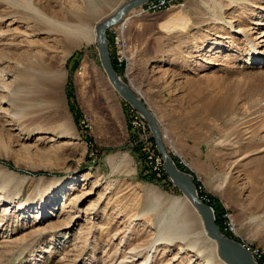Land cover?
Masks as SVG:
<instances>
[{"label":"rangeland","instance_id":"1","mask_svg":"<svg viewBox=\"0 0 264 264\" xmlns=\"http://www.w3.org/2000/svg\"><path fill=\"white\" fill-rule=\"evenodd\" d=\"M124 1L0 0V164L10 176L0 184V264H141L149 250L147 264L221 259L164 176L147 121L101 66L95 27ZM134 8L131 74L121 77L219 228L264 264V0ZM171 15L183 22L168 27ZM81 22L93 34L72 45ZM57 69L63 79L36 76ZM175 200L191 223L185 239L174 231L183 214L167 209Z\"/></svg>","mask_w":264,"mask_h":264},{"label":"water","instance_id":"2","mask_svg":"<svg viewBox=\"0 0 264 264\" xmlns=\"http://www.w3.org/2000/svg\"><path fill=\"white\" fill-rule=\"evenodd\" d=\"M146 0H125L115 11L96 27V42L100 63L107 78L114 86L118 94L129 102L141 114L148 123L151 134L154 138L155 146L162 157V168L168 175L172 184L177 187L194 207L198 210L207 235L217 244V254L226 264H258L251 251L237 240L231 239L222 232L216 223V216L213 207L203 202L197 192L193 176L176 165L172 156L168 152L163 141V135L154 113L148 103L137 93V91L125 81L115 69L107 39V29L109 26L122 19L124 14L143 3Z\"/></svg>","mask_w":264,"mask_h":264},{"label":"bare ground","instance_id":"3","mask_svg":"<svg viewBox=\"0 0 264 264\" xmlns=\"http://www.w3.org/2000/svg\"><path fill=\"white\" fill-rule=\"evenodd\" d=\"M148 0H146V1H144L143 3H141V4H139V5H137V6H135V8L136 9H138V8H140L142 5H144L146 2H147ZM174 6H178V5H174ZM181 7V6H180ZM132 9H130V10H128L125 14H124V16L122 17V19L121 20H123V18L125 19V20H127V15L130 13V11H131ZM138 10H140V9H138ZM142 11H139V12H137V13H141ZM142 14V13H141ZM101 22V21H100ZM100 22H98L97 23V25L100 23ZM119 22V21H118ZM117 22V23H118ZM165 23L167 22L168 23V27H173L174 28V26L176 27L179 23H181V22H183L182 21V17H180L179 15H171L170 17H168L167 19H165V21H164ZM117 23H115V24H117ZM114 24V25H115ZM97 25H96V27H97ZM182 25V24H181ZM79 26H86V27H82V28H80ZM73 27V30L75 29L76 30V32H77V34H78V37L75 39H72V45H74V44H76L78 41L77 40H85V41H90V38H91V35L93 34V29L92 28H89V26L85 23V22H81L80 24H75V25H73L72 26ZM96 27H95V41H96ZM110 27H112V26H109L108 28H110ZM78 30V31H77ZM124 35H126V33H124ZM107 39H109V37H108V34H107ZM96 44H97V42H96ZM98 49V48H97ZM253 50H255L254 48H252ZM109 52H110V49H109ZM99 55V54H98ZM102 66V65H101ZM103 68V67H102ZM40 69H42V68H40ZM47 71V70H46ZM105 72V71H104ZM45 73V72H44ZM106 74V73H105ZM120 74V73H119ZM131 74V73H130ZM130 74L128 75V77L130 76ZM33 76H35L34 74H32ZM66 75V73H65V71L64 70H60V69H57V70H54L52 73H47V74H41V75H39V74H36V76L39 78V79H42V83H44V82H47L48 81V78L50 77V76H52V77H58L59 79H63V77ZM121 76V75H120ZM32 77V76H31ZM106 77H107V75H106ZM34 80V79H33ZM57 80V79H56ZM109 80V79H108ZM110 82V81H109ZM111 83V82H110ZM48 85V84H47ZM111 85H112V83H111ZM49 86V85H48ZM54 85H52V87H53ZM113 86V85H112ZM114 87V86H113ZM49 89H52L51 88V86H49ZM115 89V88H114ZM152 135V134H151ZM155 143V142H154ZM110 159H112V158H110ZM161 160H162V158H160ZM160 159H158V160H160ZM3 168H2V170H0V184L1 183H5V182H8V181H10L9 179H10V176L8 175V169H7V167L6 166H4L3 164H0ZM57 180V178H51V183L53 184V182L54 181H56ZM51 184V185H52ZM6 188V187H5ZM2 189H4V187L2 188ZM149 191V193L153 196V198H154V200L155 201H159V199H160V196H161V194L158 192V190L156 189V188H153V190H148ZM185 195V194H184ZM186 196V195H185ZM186 200H185V202L188 204V205H190V206H192V207H194V205L190 202V200L188 199V198H185ZM154 201V202H155ZM184 207H185V203H183V202H181V201H179V200H175V201H172L170 204H169V206H168V208L167 209H170V208H172V213L173 214H177V213H182L183 214V216H181L180 218H181V222L179 223V227L178 228H175V232L176 233H178L179 235V237L181 238V239H185V238H187V237H189V235H190V233H191V231L192 230H190V225H191V223H190V221L186 218V216L184 215ZM195 208V207H194ZM196 209V208H195ZM4 210V209H3ZM197 210V209H196ZM78 211V210H77ZM198 211V210H197ZM79 212H80V210H79ZM199 213V212H198ZM163 215H164V217L167 215V212L166 213H163ZM200 215V214H199ZM201 217V216H200ZM38 219V218H37ZM164 220H165V218H164ZM201 220H202V218H201ZM175 222H176V220L175 219H172V220H170L169 221V224L171 225H174L175 224ZM202 223H203V221H202ZM203 226H204V224H203ZM204 230H205V228H204ZM221 230V229H220ZM222 231V230H221ZM205 233H206V230H205ZM193 235V234H192ZM206 235H207V233H206ZM208 236V235H207ZM209 237V236H208ZM210 238V237H209ZM209 238H207V237H204V240H208L209 242H210V245H211V247L212 248H210L209 250H208V254H209V256H211V255H214V254H216V251H217V244H216V242L213 240V239H209ZM167 239V238H166ZM153 250V249H152ZM150 252H149V256H147L142 262H141V264H147V262L150 260V254H151V250H149ZM210 263H212L211 261H210ZM212 264H226L223 260H221V259H218V260H214L213 261V263Z\"/></svg>","mask_w":264,"mask_h":264},{"label":"built area","instance_id":"4","mask_svg":"<svg viewBox=\"0 0 264 264\" xmlns=\"http://www.w3.org/2000/svg\"><path fill=\"white\" fill-rule=\"evenodd\" d=\"M175 4L178 6H183L185 4V0H148L144 5L138 8L140 10L136 8L134 9L136 12L142 11L141 13H153L160 9L174 6ZM128 16L130 15L128 14L127 17ZM111 26L112 27L108 28V35L109 39L111 40V46H113V59L115 65L120 69V73L123 71L124 76L128 80V75L131 73V55L129 53V44L127 42L126 35H124L125 29L127 27V21L123 18V20H120L117 24H113ZM250 251L254 259L257 261V258L261 256L258 249H251Z\"/></svg>","mask_w":264,"mask_h":264},{"label":"trees","instance_id":"5","mask_svg":"<svg viewBox=\"0 0 264 264\" xmlns=\"http://www.w3.org/2000/svg\"><path fill=\"white\" fill-rule=\"evenodd\" d=\"M110 55H111V54H110ZM111 59H112V62H113V65H114L115 69L117 70L118 73H120V71H119L120 69H118V67L115 65L114 59H113V58H111ZM154 145H155V143H154ZM164 176L167 177V174L164 173ZM213 209H214V211H215V215H216V222H217V224L220 226V223H219V221H218V217H219V216L217 215L216 209H215V208H213ZM222 232H223V231H222Z\"/></svg>","mask_w":264,"mask_h":264},{"label":"crops","instance_id":"6","mask_svg":"<svg viewBox=\"0 0 264 264\" xmlns=\"http://www.w3.org/2000/svg\"><path fill=\"white\" fill-rule=\"evenodd\" d=\"M111 50H112V49H111ZM111 50H110V51H111ZM110 54H111V52H110Z\"/></svg>","mask_w":264,"mask_h":264}]
</instances>
